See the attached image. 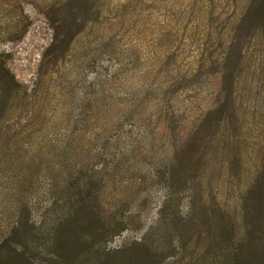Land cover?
I'll return each instance as SVG.
<instances>
[{
  "label": "rangeland",
  "instance_id": "rangeland-1",
  "mask_svg": "<svg viewBox=\"0 0 264 264\" xmlns=\"http://www.w3.org/2000/svg\"><path fill=\"white\" fill-rule=\"evenodd\" d=\"M251 2L0 0V238L57 219L41 264H264Z\"/></svg>",
  "mask_w": 264,
  "mask_h": 264
},
{
  "label": "trees",
  "instance_id": "trees-1",
  "mask_svg": "<svg viewBox=\"0 0 264 264\" xmlns=\"http://www.w3.org/2000/svg\"><path fill=\"white\" fill-rule=\"evenodd\" d=\"M252 9L254 16L263 20V37H264V0H252L247 11L240 13L241 19L243 20L249 11ZM24 27L17 22L14 26V33H22ZM58 36L54 35L50 46L55 44L58 40ZM227 52H223L221 57V63H226L228 60ZM17 84L15 77L10 73L7 65L3 60H0V92L9 90V92L20 93L19 88L14 87ZM0 93V94H1ZM22 94V93H20ZM73 202L71 203V205ZM62 221H55L52 223L51 231L47 236L43 232L46 231H36L30 228L28 221L20 222L19 220H14L11 224H8L2 231L0 238V262L6 264H41L44 256L40 255V245L43 237H51V243L53 245L57 244V249H60L67 239H61L56 235L57 226ZM32 225V224H31ZM48 232V231H47ZM57 236V237H56ZM43 241V240H42ZM49 243V241H48ZM55 255V254H54Z\"/></svg>",
  "mask_w": 264,
  "mask_h": 264
}]
</instances>
